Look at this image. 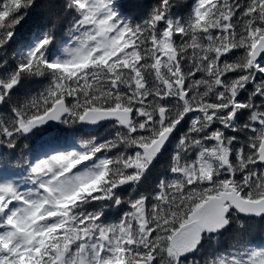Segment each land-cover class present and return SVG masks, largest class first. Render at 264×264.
Returning <instances> with one entry per match:
<instances>
[{"label":"snow or ice","instance_id":"6c2138e0","mask_svg":"<svg viewBox=\"0 0 264 264\" xmlns=\"http://www.w3.org/2000/svg\"><path fill=\"white\" fill-rule=\"evenodd\" d=\"M0 264H264V0H0Z\"/></svg>","mask_w":264,"mask_h":264}]
</instances>
